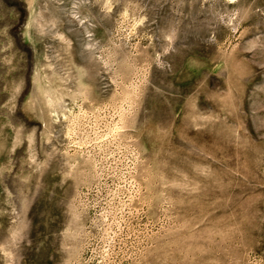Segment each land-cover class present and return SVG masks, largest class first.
Instances as JSON below:
<instances>
[{
    "label": "rangeland",
    "instance_id": "374dc122",
    "mask_svg": "<svg viewBox=\"0 0 264 264\" xmlns=\"http://www.w3.org/2000/svg\"><path fill=\"white\" fill-rule=\"evenodd\" d=\"M0 264H264V0H0Z\"/></svg>",
    "mask_w": 264,
    "mask_h": 264
}]
</instances>
